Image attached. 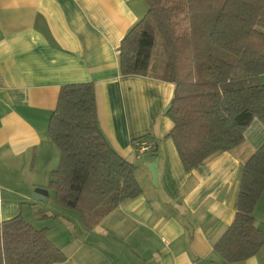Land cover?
I'll return each mask as SVG.
<instances>
[{
  "label": "crops",
  "instance_id": "1",
  "mask_svg": "<svg viewBox=\"0 0 264 264\" xmlns=\"http://www.w3.org/2000/svg\"><path fill=\"white\" fill-rule=\"evenodd\" d=\"M148 11L145 0H0V223L21 215L46 229L67 256L61 264H229L215 245L235 219L242 168L263 146L264 124L254 119L244 143L187 172L169 137L175 86L120 72L122 41ZM78 83L95 85L99 128L143 191L93 230L45 208L60 163L49 121L61 88ZM142 137L154 149L138 154ZM37 188L48 190L45 202L33 199ZM254 217L264 232V193ZM235 264H264V247Z\"/></svg>",
  "mask_w": 264,
  "mask_h": 264
},
{
  "label": "trees",
  "instance_id": "2",
  "mask_svg": "<svg viewBox=\"0 0 264 264\" xmlns=\"http://www.w3.org/2000/svg\"><path fill=\"white\" fill-rule=\"evenodd\" d=\"M145 1L146 17L122 41L120 72L175 86L169 137L190 172L244 143L254 119L264 124V0ZM48 135L60 152L49 182L55 204L77 213L85 228L93 230L124 201L142 195L134 164L99 128L93 83L61 88ZM263 193L264 144L243 165L235 219L215 245L229 264L264 247L254 217ZM66 261L46 229H36L21 215L0 223V264Z\"/></svg>",
  "mask_w": 264,
  "mask_h": 264
},
{
  "label": "water",
  "instance_id": "3",
  "mask_svg": "<svg viewBox=\"0 0 264 264\" xmlns=\"http://www.w3.org/2000/svg\"><path fill=\"white\" fill-rule=\"evenodd\" d=\"M172 105H170L166 111V113H168L171 109ZM151 174H152V177H153V181L154 183H156L157 181V177H158V173H157V163L154 162V163H151L149 166H148ZM49 195V192L48 190L46 189H42V188H37L35 189L32 197L33 199L35 200H38V201H41V202H45L47 197Z\"/></svg>",
  "mask_w": 264,
  "mask_h": 264
},
{
  "label": "built area",
  "instance_id": "4",
  "mask_svg": "<svg viewBox=\"0 0 264 264\" xmlns=\"http://www.w3.org/2000/svg\"><path fill=\"white\" fill-rule=\"evenodd\" d=\"M134 148L138 154L149 152L154 149L147 137H142L134 141Z\"/></svg>",
  "mask_w": 264,
  "mask_h": 264
},
{
  "label": "rangeland",
  "instance_id": "5",
  "mask_svg": "<svg viewBox=\"0 0 264 264\" xmlns=\"http://www.w3.org/2000/svg\"><path fill=\"white\" fill-rule=\"evenodd\" d=\"M159 44H160V41H159ZM54 197H55V194H54V192H52L51 195H50V197H49V199H48V202L45 204V208L46 209H48L49 211L53 212L54 208H56V210H58L60 212L58 214H61V212H70V211H66L64 209H60L59 207H57L56 204H55V202H54V200H55ZM73 214L75 216H78L77 213H75V212H73Z\"/></svg>",
  "mask_w": 264,
  "mask_h": 264
}]
</instances>
